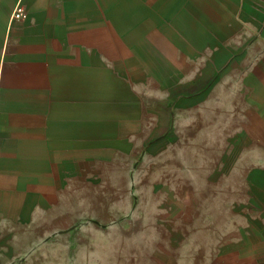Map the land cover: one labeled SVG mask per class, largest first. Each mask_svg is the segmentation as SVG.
<instances>
[{"label": "crops", "instance_id": "0c3cea01", "mask_svg": "<svg viewBox=\"0 0 264 264\" xmlns=\"http://www.w3.org/2000/svg\"><path fill=\"white\" fill-rule=\"evenodd\" d=\"M174 146L239 196L192 264H264V0H0V264H124L73 217Z\"/></svg>", "mask_w": 264, "mask_h": 264}, {"label": "rangeland", "instance_id": "374dc122", "mask_svg": "<svg viewBox=\"0 0 264 264\" xmlns=\"http://www.w3.org/2000/svg\"><path fill=\"white\" fill-rule=\"evenodd\" d=\"M214 151L201 149L199 163L196 150L174 146L156 157L123 163L119 175L106 180L104 211L90 209L80 219L73 217L74 222L108 224L104 235L122 238L124 264L132 263L133 241L137 264L156 257H167V264H192L194 237L202 253L208 252L211 237L219 244L229 206L239 198L224 186L223 175L213 177ZM203 225L210 227L198 228Z\"/></svg>", "mask_w": 264, "mask_h": 264}, {"label": "built area", "instance_id": "2783aa9c", "mask_svg": "<svg viewBox=\"0 0 264 264\" xmlns=\"http://www.w3.org/2000/svg\"><path fill=\"white\" fill-rule=\"evenodd\" d=\"M24 14H25L24 5L21 2H19L13 11L12 18L13 19H22Z\"/></svg>", "mask_w": 264, "mask_h": 264}]
</instances>
